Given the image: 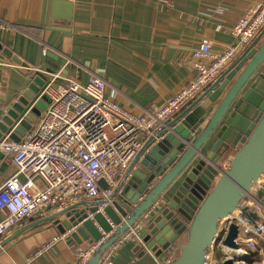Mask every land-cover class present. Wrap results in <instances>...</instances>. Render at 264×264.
I'll list each match as a JSON object with an SVG mask.
<instances>
[{
	"label": "crops",
	"instance_id": "0c3cea01",
	"mask_svg": "<svg viewBox=\"0 0 264 264\" xmlns=\"http://www.w3.org/2000/svg\"><path fill=\"white\" fill-rule=\"evenodd\" d=\"M257 1L0 0V20L11 25L0 28V115L35 72L47 74L46 82L57 77L60 83L76 80L81 84L100 74L107 96L131 112L148 113L193 81L192 53L200 41L210 40L215 50L232 44V25ZM261 33L239 51L234 62L253 47ZM33 125L19 128L11 137L24 136ZM156 128L144 134L142 146ZM0 161L1 175L14 171L10 157ZM168 198L169 193L163 194L158 205L140 219L143 230L160 216ZM60 210L50 207L45 216H31L1 236L0 264H75L76 247L93 243L74 244L70 234L63 236L54 222L39 224ZM57 236L55 244L41 251ZM186 240L187 234L182 235L163 260L176 258ZM136 244L132 240L111 248L110 264H142L135 261Z\"/></svg>",
	"mask_w": 264,
	"mask_h": 264
},
{
	"label": "water",
	"instance_id": "95a60500",
	"mask_svg": "<svg viewBox=\"0 0 264 264\" xmlns=\"http://www.w3.org/2000/svg\"><path fill=\"white\" fill-rule=\"evenodd\" d=\"M252 46L199 97L155 127L120 178L112 202H103V210L99 200L81 201L39 224L54 222L61 234L72 230L74 244L89 240L95 247L87 264H102L122 236L169 193L160 216L142 230L135 261L162 262L187 234L169 264H209L223 221L239 209L252 220L256 217L241 202L264 180V33ZM47 77L39 72L29 77L16 101L0 115V136L11 137L19 126L37 122L49 102L41 95ZM263 194L264 189L258 190L260 198ZM63 215L68 219L61 220ZM238 233L237 224L231 223L224 245L239 249ZM222 264L237 263L227 257Z\"/></svg>",
	"mask_w": 264,
	"mask_h": 264
},
{
	"label": "built area",
	"instance_id": "2783aa9c",
	"mask_svg": "<svg viewBox=\"0 0 264 264\" xmlns=\"http://www.w3.org/2000/svg\"><path fill=\"white\" fill-rule=\"evenodd\" d=\"M10 27L9 22L0 20L1 29ZM263 29L264 0H258L232 25V44L215 50L210 40L200 41L192 53L193 81L148 113L131 112L107 96L106 82L100 74L82 84L76 80L60 83L53 77L41 92L49 98L47 109L31 129L20 140L12 139L10 134L0 136V152L3 157H10L14 167L11 174H0V237L31 216H45L50 207L63 209L81 201L99 200L98 207L103 210L104 201L112 202L120 178L143 144L144 134L172 117L219 78L239 51ZM260 189H264V180L241 202V207L256 213L253 220L239 209L223 221L213 245L215 251H219L217 246L222 248L224 256L213 249L216 257L211 256L212 252L209 264H222L227 257H233L237 264H249L250 254L258 249L259 242L263 245L264 264V194L258 196ZM157 205L156 202L154 206ZM233 222L239 230V249L223 243ZM143 228L139 220L116 246L132 240L140 243ZM59 237L47 242L41 251L49 249ZM94 247H76L75 264H87ZM111 256L109 250L102 264H110ZM243 257L248 260H240ZM170 262L162 260L157 264Z\"/></svg>",
	"mask_w": 264,
	"mask_h": 264
},
{
	"label": "trees",
	"instance_id": "16d2710c",
	"mask_svg": "<svg viewBox=\"0 0 264 264\" xmlns=\"http://www.w3.org/2000/svg\"><path fill=\"white\" fill-rule=\"evenodd\" d=\"M264 203V199H263ZM263 245L261 242H259L258 249L256 251L251 252L250 254V259H249V264H261L263 261Z\"/></svg>",
	"mask_w": 264,
	"mask_h": 264
},
{
	"label": "rangeland",
	"instance_id": "374dc122",
	"mask_svg": "<svg viewBox=\"0 0 264 264\" xmlns=\"http://www.w3.org/2000/svg\"><path fill=\"white\" fill-rule=\"evenodd\" d=\"M48 99H49V98H48ZM19 128H23V127H22V126H19ZM19 128H18V129H19ZM16 133H17V132H15L14 135H16ZM20 138H21V137H20ZM20 138L17 137V138H12V139H14V140H20ZM217 248L219 249V251H218V250L215 251V249H214V251H215L217 254H220V255L222 256V255H223V250H222V248H219L218 246H217ZM211 256H212V257H216V256L214 255V252L211 254ZM223 256H224V255H223Z\"/></svg>",
	"mask_w": 264,
	"mask_h": 264
}]
</instances>
